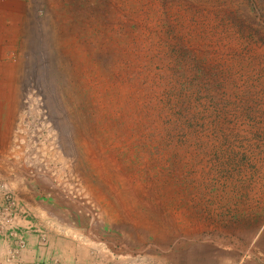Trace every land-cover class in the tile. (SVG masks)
<instances>
[{"label":"rangeland","instance_id":"374dc122","mask_svg":"<svg viewBox=\"0 0 264 264\" xmlns=\"http://www.w3.org/2000/svg\"><path fill=\"white\" fill-rule=\"evenodd\" d=\"M0 154L122 258L252 242L264 0L0 2Z\"/></svg>","mask_w":264,"mask_h":264},{"label":"crops","instance_id":"0c3cea01","mask_svg":"<svg viewBox=\"0 0 264 264\" xmlns=\"http://www.w3.org/2000/svg\"><path fill=\"white\" fill-rule=\"evenodd\" d=\"M2 169L3 177L6 175L8 183L17 190L26 210L25 217L17 221L25 247L18 251L16 261L8 264H264V230L240 248L229 243H212L203 250L205 255L200 250L180 248L161 258H122L107 248L103 231L91 225L86 229L78 225L80 218L72 212L74 208L68 205L66 208L55 194H46L33 182L15 183L5 174V162ZM59 213L66 222L59 218ZM12 248L10 240L0 237V264H5Z\"/></svg>","mask_w":264,"mask_h":264},{"label":"built area","instance_id":"2783aa9c","mask_svg":"<svg viewBox=\"0 0 264 264\" xmlns=\"http://www.w3.org/2000/svg\"><path fill=\"white\" fill-rule=\"evenodd\" d=\"M37 152V149L33 148L32 151L26 154L29 155L30 161L36 159L38 167L45 169L38 161L39 155ZM8 181L6 175L5 177L0 175V237L10 240L13 244V248L10 250L5 264L14 263L17 259L18 251L25 247V241L18 229L17 221L25 217L26 210L20 207V201L17 199L15 191Z\"/></svg>","mask_w":264,"mask_h":264}]
</instances>
